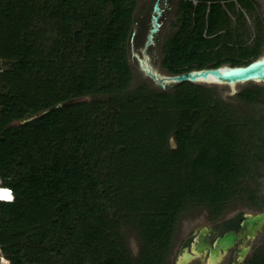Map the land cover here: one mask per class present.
I'll use <instances>...</instances> for the list:
<instances>
[{"label": "trees", "instance_id": "obj_1", "mask_svg": "<svg viewBox=\"0 0 264 264\" xmlns=\"http://www.w3.org/2000/svg\"><path fill=\"white\" fill-rule=\"evenodd\" d=\"M194 1L180 0L174 32L162 43L166 74L257 59L256 48L239 45L231 14L239 17L229 0ZM136 6L137 0H0V187L13 193L12 202H0V249L9 264H71L61 231L80 214L91 219L83 225L84 245L97 247L123 223L147 244L169 241L181 205L209 220L234 202L263 211L257 169L264 162V113L256 106L264 105V88L242 90L235 103L200 83L132 88ZM88 97L100 99L78 102ZM147 131L163 132L175 145L159 151L160 170L139 178L133 196L112 202L107 222L96 220L121 160L135 157ZM184 172L192 183L181 187ZM177 189L185 194L181 205L167 200ZM58 227L53 245L42 247L45 258L36 256L35 247ZM115 248L103 249L104 264H115ZM244 264H264L262 248Z\"/></svg>", "mask_w": 264, "mask_h": 264}, {"label": "rangeland", "instance_id": "obj_2", "mask_svg": "<svg viewBox=\"0 0 264 264\" xmlns=\"http://www.w3.org/2000/svg\"><path fill=\"white\" fill-rule=\"evenodd\" d=\"M153 0H137V7L134 13V22H136L137 34L141 33L143 30V19L147 15L148 6L152 4ZM178 0H172L171 10L168 11L162 23L161 28L159 29V33L157 36V53L155 57L151 59L152 66L158 70V72L162 74H166L163 67H162V54L160 52V46L163 41L169 37L174 32V24H175V12H176V3ZM259 15L257 18L262 21L264 26V6L262 8V12H258ZM257 13V14H258ZM244 23L239 22L235 16H231V26L232 29H237V32L240 35L241 44L243 47L249 46L251 40L254 38L256 31H255V24H253L252 20H249L243 16ZM251 21V22H250ZM237 27V28H236ZM146 34V31L143 33ZM140 39V38H139ZM135 41V40H134ZM250 42V43H247ZM234 43V42H233ZM248 44V45H247ZM233 45V44H232ZM234 46V45H233ZM236 48V46H234ZM264 55V43L260 47V51L258 52V56ZM130 63L131 60L129 59ZM1 64V63H0ZM229 66V64H224ZM133 74V81L131 82V87L135 88L142 82L150 83L142 76H138L134 69L132 68ZM210 88L214 89L216 94L224 99L227 102L235 103L237 93L241 92L246 88H251L253 86H260L264 88V82H246L243 84H237L234 87H229L226 85H209ZM100 98H96L94 101H98ZM81 101H88L87 103L92 104L94 101L90 97L86 98L85 100ZM256 110H262L261 112L264 113V105H260L259 107L256 106ZM87 108V106H85ZM246 107L240 106V111L247 110ZM99 122V121H97ZM101 125V123H99ZM215 128L217 131L220 126L216 125ZM144 141L139 144L141 147L140 150L135 153V157H128L124 160H121L120 163V171L119 174L116 176L115 181L111 184L107 190V196L105 199V203L100 212H97L94 217L96 220L100 222H107V219L110 216H113L114 210L111 209L112 202H116L122 196V201H126V198H129L134 195V189L138 187L139 178L142 179H150V175L153 172V168L157 171L160 170V167L157 166V156L159 155L160 150H166L171 143L172 146L175 145V141L172 138L167 137L164 135L163 132L157 134L156 132L152 131L148 134V131L144 135ZM221 137V135L213 136L216 140ZM170 139V142L169 140ZM189 156L196 157L194 152H189ZM138 157H142V161L140 162ZM258 174H259V189L260 194L264 196V162L259 164ZM116 175V174H114ZM186 183H192L190 175L188 173L182 174V180L180 182L181 187ZM126 197V198H125ZM167 200L173 199L180 205L182 202H185V194L177 189L175 192L167 195ZM244 200H246L244 198ZM187 205H181L180 210L174 216V220L172 221L173 226V238L169 241L162 240L161 242L147 244L144 242L143 238H140L136 229L131 227L130 225H124V223L117 229L113 231L105 232V241L107 244H113L116 246L117 255L115 257V264H153V260L157 264H170L172 263V255H173V248L174 243L182 236L183 232L191 229L196 222L201 220V218H205V214L203 211L197 208H187ZM251 210L247 207V203L244 201L242 202H234L230 205L229 210L226 214L237 212L240 210ZM264 210V208H263ZM116 218L119 216L116 215ZM91 219L88 214H80L77 216L76 219L71 220L68 222V228L61 231V243L64 249L66 247H70V253L74 256L70 258L71 264H104L103 263V249L107 248V244L102 246L97 245V247L92 243L84 245L83 242V225L90 222ZM60 232L59 227L57 229L51 230L48 233V236L42 241L43 244L35 247L34 253L36 256H40V258H45L42 253V247L47 246L48 248L53 245L55 242V235ZM111 236V237H110ZM86 237V234H85ZM256 249L262 248L264 251V233L258 237L255 241ZM58 247V245L56 246ZM5 248V246H4ZM4 250L0 249V264H9V261L4 256ZM42 253V256H41ZM252 254L249 256V258ZM92 258H99L97 262L92 261ZM68 259V258H67ZM121 260V261H120Z\"/></svg>", "mask_w": 264, "mask_h": 264}, {"label": "flooded vegetation", "instance_id": "obj_3", "mask_svg": "<svg viewBox=\"0 0 264 264\" xmlns=\"http://www.w3.org/2000/svg\"><path fill=\"white\" fill-rule=\"evenodd\" d=\"M229 1L232 3L231 10L238 15V22L241 23V26L242 23H244V25L246 26L245 22L243 21V16L246 17L248 21L252 20L253 24L256 25V34L251 40V43H247H250V45H252L251 48H249L250 50L256 48L255 52H259L261 45H263L264 43V26L262 21L259 20L257 16L259 15V11L262 12L264 0ZM229 1L226 2L228 3ZM156 2H158L161 9V16L158 20V22L160 23L159 29L162 26L165 14L171 10L172 0H153L151 6H148L146 17H144L143 19V30L141 33L137 34L138 31L136 28V22H133V30L137 32L134 38L135 41L133 42V45L131 46L129 43L128 53L129 59L131 60V63L129 61V64L131 68L134 69L135 73L138 76H142L141 78H144L147 81L151 82L154 86L159 87L145 75V73L141 70L139 64L140 58H144L143 50L147 43V36L153 24V17L155 15L153 8ZM179 2L180 0L177 1L175 7V23L177 21L176 14ZM193 2L195 1L193 0ZM224 2L225 1H222L223 7L226 6ZM159 29L154 38V43L149 45L146 49V53L151 59H153L155 57V54L157 53V36L159 33ZM145 31L146 34L144 35L143 33ZM244 46L249 47L246 46V44ZM260 57H264V55ZM257 58H259V56H257ZM263 211L243 209L233 213H225L223 216L216 220H209L205 214V218H201V220L196 222L191 229L183 232L182 236H180V238L174 243L172 263L170 264H181L184 260L185 254H189L191 256L186 264H244L245 260H247L249 256L256 250L254 244L258 237L262 235V233H264V226L255 237L249 238L247 235H244L242 227L243 222L248 219L249 216H254L255 214ZM228 233H232L234 237L237 238V241L226 252L219 251L218 257H216L215 261H213L212 263L211 251L216 250L217 240L223 238ZM198 250H200L199 254H197Z\"/></svg>", "mask_w": 264, "mask_h": 264}, {"label": "water", "instance_id": "obj_4", "mask_svg": "<svg viewBox=\"0 0 264 264\" xmlns=\"http://www.w3.org/2000/svg\"><path fill=\"white\" fill-rule=\"evenodd\" d=\"M153 9L155 12L153 24L147 36V43L143 50L144 58H140L139 64L145 75L161 89L165 90L168 87H173L174 85L183 82L200 83L204 85H226L229 87H234L237 84H243L246 82H264V57H259L245 66L231 67L222 65L216 68L193 70L179 75H168L158 72V70L152 66L151 58H149L146 53L147 47L154 43V38L160 27L158 20L161 16V9L158 2H156ZM135 35L136 31L133 30L129 39L131 46L133 45ZM36 117L37 115L32 116L23 120L21 123L31 121ZM263 226L264 211L257 213L254 216H249L242 225L244 235H247L249 238L255 237L257 233L262 230ZM236 241L237 238L234 237L232 233H228L223 238L217 240L216 250L211 251L212 263L215 261V258L218 257L219 251L226 252ZM199 253L200 250L197 251V254ZM190 258L191 256L189 254H185L184 260L181 264H186Z\"/></svg>", "mask_w": 264, "mask_h": 264}, {"label": "built area", "instance_id": "obj_5", "mask_svg": "<svg viewBox=\"0 0 264 264\" xmlns=\"http://www.w3.org/2000/svg\"><path fill=\"white\" fill-rule=\"evenodd\" d=\"M0 190H2L3 192H7L8 194V197L6 199H0V202L9 201L13 199V193L10 189L0 187Z\"/></svg>", "mask_w": 264, "mask_h": 264}, {"label": "bare ground", "instance_id": "obj_6", "mask_svg": "<svg viewBox=\"0 0 264 264\" xmlns=\"http://www.w3.org/2000/svg\"><path fill=\"white\" fill-rule=\"evenodd\" d=\"M8 197L7 192H3L2 190H0V199H6Z\"/></svg>", "mask_w": 264, "mask_h": 264}, {"label": "clouds", "instance_id": "obj_7", "mask_svg": "<svg viewBox=\"0 0 264 264\" xmlns=\"http://www.w3.org/2000/svg\"><path fill=\"white\" fill-rule=\"evenodd\" d=\"M13 201V199H11V200H9V201H3V202H12Z\"/></svg>", "mask_w": 264, "mask_h": 264}]
</instances>
